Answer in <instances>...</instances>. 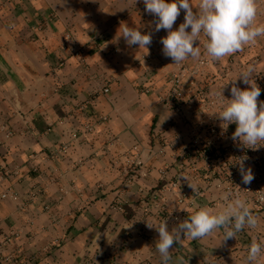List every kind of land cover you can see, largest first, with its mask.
I'll use <instances>...</instances> for the list:
<instances>
[{"label": "crops", "instance_id": "0c3cea01", "mask_svg": "<svg viewBox=\"0 0 264 264\" xmlns=\"http://www.w3.org/2000/svg\"><path fill=\"white\" fill-rule=\"evenodd\" d=\"M184 18L181 9L173 30ZM155 21L143 0H0V195L17 197L0 199V264H163L146 221L171 232L198 206L222 209L225 192L257 225L227 240L223 228L182 234L168 264H249V245L264 244V141L234 139L212 94L249 88L239 76L251 66L259 107L264 37L221 60L197 41L201 55L175 65ZM122 24L151 34L148 49L129 45ZM175 75L183 96L172 102Z\"/></svg>", "mask_w": 264, "mask_h": 264}, {"label": "clouds", "instance_id": "9594fccd", "mask_svg": "<svg viewBox=\"0 0 264 264\" xmlns=\"http://www.w3.org/2000/svg\"><path fill=\"white\" fill-rule=\"evenodd\" d=\"M146 11L156 17L155 30H167V35L161 38L163 54L170 57L175 65L201 55L199 46L195 42L202 41L206 54L213 60L240 51L244 46L255 44L258 37H264V25L255 23L257 8L255 0H199L198 11H193V0H143ZM185 10L184 22L177 30L173 26L181 13ZM191 28L189 32L188 29ZM123 37L129 45H139L147 48L152 43L151 34H142L140 30L122 24ZM254 69L250 66L243 71L241 78L250 87L242 90L233 86L232 99H226L223 90L212 93L222 105L218 117L223 121L222 127L228 128L230 123L237 125L234 139H239L244 145H256L264 141V101L259 102L261 89L252 79ZM244 159H247L245 157ZM240 173L244 184H250L254 175L251 169H244V160L239 161ZM191 186V185H190ZM194 189V186H191ZM224 207L215 210L208 206L199 207L188 219L173 228L170 232L167 224L153 226L147 222V227L155 228L159 233L156 250L162 257L163 264L171 259L170 248L174 242H179L184 236L192 239L203 238L215 230L223 228L225 237H236L245 226L255 227L257 218L250 211L247 202L239 197H232L230 193L223 194ZM264 256V244L255 240L248 247L247 260L255 264L258 258Z\"/></svg>", "mask_w": 264, "mask_h": 264}, {"label": "built area", "instance_id": "2783aa9c", "mask_svg": "<svg viewBox=\"0 0 264 264\" xmlns=\"http://www.w3.org/2000/svg\"><path fill=\"white\" fill-rule=\"evenodd\" d=\"M184 13H185V10H183ZM186 14V13H185ZM67 40L70 42V36L67 37ZM74 53H75V56L81 60V61H84V58H83V52L81 50H78V49H74ZM143 59H145V57H143ZM179 77L178 75H175L174 78L172 79V82L174 84V89H173V92L171 93L170 95V100L172 102H176V101H179L182 99V91H180L179 89ZM245 157H247V159H244ZM237 158H238V164L240 165L239 161H241L242 159L244 160V169L247 171V166L249 164V155L248 153L246 152L245 149L243 148H239L238 149V152H237ZM142 161L141 160H137L136 161V165L138 167H140L142 165ZM241 166V165H240ZM137 171V170H135ZM259 201L261 203H264V192H263V189L261 188L259 190ZM7 198H13V199H17V197L15 195H12L11 193H5V194H2L0 195V199H7ZM11 237H9L7 239V241H10ZM20 264H25L24 262L23 263H20Z\"/></svg>", "mask_w": 264, "mask_h": 264}]
</instances>
